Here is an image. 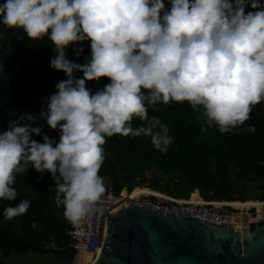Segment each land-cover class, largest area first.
I'll use <instances>...</instances> for the list:
<instances>
[{
    "label": "clouds",
    "instance_id": "clouds-1",
    "mask_svg": "<svg viewBox=\"0 0 264 264\" xmlns=\"http://www.w3.org/2000/svg\"><path fill=\"white\" fill-rule=\"evenodd\" d=\"M4 0L0 24L30 41H51L50 67L66 74L45 98L40 117L59 132L56 142L32 138L42 126L24 114L0 132V200L15 201L17 174L50 173L57 206L72 225L94 214L106 189L99 172L106 139L150 137L166 152L173 138L149 108L187 103L207 128L232 132L264 102L262 0ZM252 11H246L247 8ZM21 37H18L20 39ZM90 41L91 56L78 64L67 49ZM83 48L76 50L79 56ZM80 72L82 78L74 74ZM107 78L94 93L87 82ZM140 120L133 127L134 120ZM23 122V123H22ZM31 122V123H29ZM204 128L203 130H207ZM249 131H255L249 126ZM25 199L4 209L26 214Z\"/></svg>",
    "mask_w": 264,
    "mask_h": 264
},
{
    "label": "trees",
    "instance_id": "trees-1",
    "mask_svg": "<svg viewBox=\"0 0 264 264\" xmlns=\"http://www.w3.org/2000/svg\"><path fill=\"white\" fill-rule=\"evenodd\" d=\"M165 4L170 7L168 0ZM52 47L47 37L30 41L22 30H9L0 24V132L8 129L10 121L31 114L36 118L32 126H42L41 134L32 138L43 143V136L48 135L58 142L59 132L40 117L45 98L67 78L50 67L55 55ZM79 48L84 51L77 56ZM66 51L67 59L83 64L91 56L90 41L69 46ZM74 75L83 76L80 72ZM107 83L109 80L102 78L86 86L94 93ZM148 113L168 126L172 143L166 152H160L150 137L107 138L99 174L110 180L115 193L144 185L178 198H187L192 192L195 196L198 190L205 200L235 201L232 205L236 207L246 205L238 201L264 199V102L253 107L244 125L228 133H221L216 126L207 128L186 102L161 104L155 110L149 108ZM141 123L134 120L133 127ZM249 126L255 131H249ZM14 188L18 192L15 201L0 200V256L50 253L58 264H72L75 250L68 232L74 225L65 219L63 206L56 204V186L50 173L29 168L17 174ZM25 199L30 201L26 214L5 219L4 209Z\"/></svg>",
    "mask_w": 264,
    "mask_h": 264
},
{
    "label": "water",
    "instance_id": "water-1",
    "mask_svg": "<svg viewBox=\"0 0 264 264\" xmlns=\"http://www.w3.org/2000/svg\"><path fill=\"white\" fill-rule=\"evenodd\" d=\"M74 264H264V220L239 225L202 213L101 198Z\"/></svg>",
    "mask_w": 264,
    "mask_h": 264
},
{
    "label": "built area",
    "instance_id": "built-area-1",
    "mask_svg": "<svg viewBox=\"0 0 264 264\" xmlns=\"http://www.w3.org/2000/svg\"><path fill=\"white\" fill-rule=\"evenodd\" d=\"M149 189V187L144 185H136L130 190L122 188L118 193H115L109 187L106 189L103 198L163 209L201 212L202 215L199 220L202 223L203 221H208L219 224L223 218L238 221L239 216L243 214L247 215L249 221L252 218H257V222L264 220V199L251 200L252 203L249 205L236 207L232 205L234 201L205 200L198 192L195 198H192V193L187 198H178L167 193L155 192V190ZM90 217L85 218L80 224L74 225L68 232L71 241L70 246L75 250L72 264L75 262L82 236L88 235Z\"/></svg>",
    "mask_w": 264,
    "mask_h": 264
},
{
    "label": "rangeland",
    "instance_id": "rangeland-1",
    "mask_svg": "<svg viewBox=\"0 0 264 264\" xmlns=\"http://www.w3.org/2000/svg\"><path fill=\"white\" fill-rule=\"evenodd\" d=\"M153 172L154 169L148 171V176L149 177L152 176ZM103 180L105 185L109 187L111 186L110 180L108 178H103ZM252 189L254 190L255 187L252 186ZM251 203L252 202L246 205H249ZM0 264H58V263L54 260V256L50 253L37 254V253L29 252L26 254L12 253L8 257L0 256Z\"/></svg>",
    "mask_w": 264,
    "mask_h": 264
},
{
    "label": "bare ground",
    "instance_id": "bare-ground-1",
    "mask_svg": "<svg viewBox=\"0 0 264 264\" xmlns=\"http://www.w3.org/2000/svg\"><path fill=\"white\" fill-rule=\"evenodd\" d=\"M149 190H151V189H149ZM155 192H157V191H155ZM194 192H196V190H195ZM196 195H197V193H196ZM196 195H195V196L192 195V198H195ZM234 202H235V201H234ZM250 202H251V200L238 201V203H240V204H248V203H250ZM246 216H247V215H245V214L239 216V219H238L239 225H242V224L247 223V222L249 221V218L246 217ZM245 217H246V218H245Z\"/></svg>",
    "mask_w": 264,
    "mask_h": 264
},
{
    "label": "crops",
    "instance_id": "crops-1",
    "mask_svg": "<svg viewBox=\"0 0 264 264\" xmlns=\"http://www.w3.org/2000/svg\"><path fill=\"white\" fill-rule=\"evenodd\" d=\"M196 192H198V190H196Z\"/></svg>",
    "mask_w": 264,
    "mask_h": 264
}]
</instances>
